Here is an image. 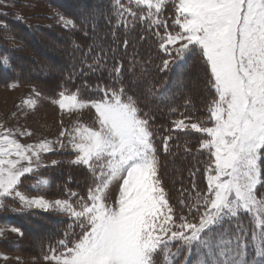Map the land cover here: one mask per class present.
<instances>
[{
    "label": "snow or ice",
    "instance_id": "obj_1",
    "mask_svg": "<svg viewBox=\"0 0 264 264\" xmlns=\"http://www.w3.org/2000/svg\"><path fill=\"white\" fill-rule=\"evenodd\" d=\"M109 6L106 19L116 47L105 46L97 35L94 15L85 20L92 43L86 51L74 43L83 53L80 76L106 73V81L82 79L75 90L61 85L53 100L69 114L89 107L95 111L97 127L78 123L60 133L69 137L75 153L70 163L87 169L86 192L72 190L69 176L61 197L49 199L51 182L40 170L60 161L48 163L42 154L53 152L54 144L64 148V142L22 144L14 130L0 125V211L40 209L69 217L64 238L43 257L52 264H264V0H110ZM169 8L174 9L171 24ZM58 19L66 29L77 27L63 15ZM137 25L143 29L140 40H158L166 57L161 71L191 53L202 61L207 87L214 90L207 117L192 123L186 121L193 115H185L191 97H185V111L168 103L177 118L160 138L163 152L172 154L173 131L192 130L204 134L199 146L208 153L206 190L176 204L169 202L160 175L154 117L140 107L141 100L164 103L168 90L159 92L146 82L150 61L141 63L132 55L125 63L117 55L118 47L135 48L129 35ZM0 66L11 69L10 58H0ZM175 83L183 91L182 73ZM81 89L97 95L85 100ZM23 103L36 106L31 98ZM114 184L117 195L110 201ZM76 228L78 238L70 239ZM6 231L24 235L6 223L0 238Z\"/></svg>",
    "mask_w": 264,
    "mask_h": 264
},
{
    "label": "trees",
    "instance_id": "obj_2",
    "mask_svg": "<svg viewBox=\"0 0 264 264\" xmlns=\"http://www.w3.org/2000/svg\"><path fill=\"white\" fill-rule=\"evenodd\" d=\"M44 1L55 6L62 13L73 16V21L77 25L76 29H65L58 23L43 17L39 19L45 21L46 25H34L29 21H21L0 15V23L7 28V30H5V27L0 28V58L8 56L12 64L11 69L0 66V85H7L12 82L31 84L41 87L56 96L61 91V85L69 90H75L76 87L81 85L82 79H87L89 83L100 80L106 81V73L103 76L95 74H90L87 77L80 76L79 69L83 53L74 47V43H78L83 50H87V46L92 43L93 31L91 26L85 23V20L94 15L97 35L103 37L105 46L116 47L111 36V24L106 19L107 16L111 15L110 0H79V3L85 2L83 10L79 12L76 10L71 11L70 7L76 8V6L70 5L65 0ZM167 10H165L166 14H168ZM112 19L114 23L115 18ZM85 31L88 32L87 36L84 34ZM142 31V27L137 25L136 30L129 35V40L135 43V48L131 44L127 50L123 49L122 46L118 47L117 55L124 56L123 62L125 63L132 55H135L141 63L150 61V63H145V68L149 73L145 78L146 82L155 86L159 92L168 90V99L164 103L155 101L149 103L141 100L140 107L154 117L150 123L153 126L154 139L158 148L160 175L170 203L176 204L188 193L195 196L197 192L202 193L206 190L207 183L204 168L208 160V153L200 149V134L190 131H173L171 134L174 139L169 141L172 154L163 152L160 138L169 134L165 129L170 128L171 121L177 118V114H170L168 103L177 106L179 111H185V97H191L192 105L185 111V115L192 114L194 117H200L202 113H207L205 110L206 105L213 98L212 92L214 90L210 92L207 87L205 68L202 61L191 53L187 54L183 61L172 63L169 70L161 71L159 65L166 57L159 49L158 41L154 37L148 36L144 40L139 39ZM118 36L121 40L124 38L122 30L118 32ZM13 43L18 44V46H14ZM36 45L40 47L38 53L35 50ZM48 50H56L57 55L51 56L50 59L56 66L61 62L63 70L53 74L55 69L48 65L45 75L27 72V65L41 63L38 55L47 57L49 55ZM125 52L127 53L126 56L124 55ZM21 62L22 64H20ZM22 65H24L23 68ZM55 65L53 67H56ZM178 72L183 74V91H177L175 81ZM74 73L73 79L69 80L68 78L73 76ZM140 94V91L137 90V95ZM96 95L97 93L94 91L81 89L80 96L85 100ZM186 144L187 150L185 148ZM67 173L73 178L72 183L79 184L78 192L80 194L87 190V169L81 166H71ZM61 221L63 219L48 213H42L40 217L38 216V220H33L37 225L44 224L53 227L50 230V234L53 235L55 231L64 227L65 223H61ZM29 222L31 220L22 223L27 234L31 233ZM54 227L56 228L54 229Z\"/></svg>",
    "mask_w": 264,
    "mask_h": 264
},
{
    "label": "rangeland",
    "instance_id": "obj_3",
    "mask_svg": "<svg viewBox=\"0 0 264 264\" xmlns=\"http://www.w3.org/2000/svg\"><path fill=\"white\" fill-rule=\"evenodd\" d=\"M65 1L70 5L73 4L76 6V8H73V6L72 8L70 7L71 11L76 10L79 12L83 10L85 5V2L79 3V0ZM167 11L168 14H166V18L169 19V23L171 24L170 18L174 9L169 8ZM0 15L21 21H29L34 25H46L45 21L39 19L43 17L58 23V25L63 28L65 27L58 19L60 15L73 20V16L62 13L58 8L44 0H0ZM4 27V24L0 23V28ZM169 30L172 29L170 28ZM13 45L18 46L16 43H13ZM39 48L40 47L36 45V53H38ZM47 53L49 54L47 57L38 55L39 59H41V63L27 65L26 71L38 75H45L48 65H51L52 68L55 69L53 70V74L63 70L61 62V64L59 63L56 66L50 59L51 56L57 55L56 50H48ZM20 64H22V62ZM54 65L57 68L53 67ZM23 67L24 65H22V68ZM14 83L18 85L14 89L9 87L11 83L0 85V125H3L6 129L14 130L16 133L15 138L22 144H36L43 140H62L64 142V148H60L58 144H54L53 152L42 154L46 162L50 163L51 160L55 159L60 161V163L40 170L51 182V186L48 189V198H60L63 185L70 176L67 172L71 166H76L70 163L75 153L68 144L69 137H61L60 133L65 129L71 132L78 123L93 128L97 127L95 111L89 107L71 114L62 112L58 105L53 103V100L57 99L58 95L53 96L51 92L43 90L36 85L21 84L18 82ZM37 92L40 94L39 96L36 95ZM29 98L36 101L34 109H30L23 103ZM207 115L208 113H202V116L199 118H205ZM195 119L196 117L193 116V119L187 120L186 123L195 122ZM28 131L32 133L31 136H21L19 134L20 132ZM187 131L194 132L192 130ZM199 134L201 137L204 135L202 133ZM206 176L207 173L205 174V177ZM68 186L74 191L78 192L79 190V184L75 182ZM85 192L86 190H84L81 195ZM116 195L117 186L114 184L109 191V200L115 199ZM186 197L195 198L191 193H188ZM14 206L19 207L18 204ZM42 213H48L63 219L61 223H65L64 227L55 231L54 235L50 234V230L53 229V227L44 224L37 225L33 222L34 219L38 220V216L40 217ZM29 220H31V222H29L31 233L27 234L22 223L23 221ZM70 222L69 217L54 211L45 212L40 209H32L23 213L9 210L0 211V226H5L7 223L9 227H19L24 232V235L21 237L15 233L6 231L4 237L0 238V264H52L51 261H46L43 257L48 253L49 246L55 247L56 242L64 238L63 233L68 230V224ZM55 228L56 227H54V229ZM79 231V228H76L75 233L77 235L71 236L70 239L78 238ZM4 256H7L8 259H3Z\"/></svg>",
    "mask_w": 264,
    "mask_h": 264
}]
</instances>
